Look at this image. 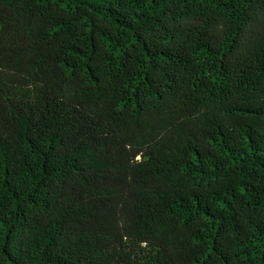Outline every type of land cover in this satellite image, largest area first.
Masks as SVG:
<instances>
[{"label": "trees", "instance_id": "trees-1", "mask_svg": "<svg viewBox=\"0 0 264 264\" xmlns=\"http://www.w3.org/2000/svg\"><path fill=\"white\" fill-rule=\"evenodd\" d=\"M0 264H264V0H0Z\"/></svg>", "mask_w": 264, "mask_h": 264}]
</instances>
